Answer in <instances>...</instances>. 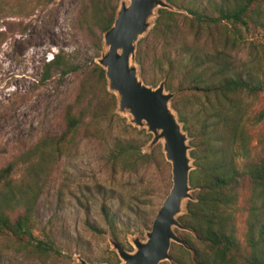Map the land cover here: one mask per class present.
Returning a JSON list of instances; mask_svg holds the SVG:
<instances>
[{
  "label": "rangeland",
  "instance_id": "374dc122",
  "mask_svg": "<svg viewBox=\"0 0 264 264\" xmlns=\"http://www.w3.org/2000/svg\"><path fill=\"white\" fill-rule=\"evenodd\" d=\"M3 1L7 5L0 11V169L42 139L60 136L68 106L81 110L85 122L61 156H44L40 172L21 164L13 174L15 187L38 195L33 236L48 241L52 253L39 258L17 251L10 238H0V264H72L77 257L88 264H110L116 257L119 263L101 208L116 215L117 239L112 238L126 251H133L131 239L145 240L171 188L170 165L161 144L150 147L151 135L116 112L106 80L98 77L96 60L103 51V34L93 24L98 6L94 0ZM119 1L114 2L116 9ZM150 32L139 41L145 79L160 81L149 67L153 51L160 46ZM241 32L236 61L264 67V32ZM47 65L50 76L42 81ZM244 103L251 118L264 112V94L245 98ZM253 122L246 127L254 156L264 148V119ZM127 145L150 160L139 164L128 159L127 166H114L111 153ZM243 183L241 211L235 214L241 240L249 196Z\"/></svg>",
  "mask_w": 264,
  "mask_h": 264
},
{
  "label": "trees",
  "instance_id": "16d2710c",
  "mask_svg": "<svg viewBox=\"0 0 264 264\" xmlns=\"http://www.w3.org/2000/svg\"><path fill=\"white\" fill-rule=\"evenodd\" d=\"M10 1L18 4L27 0ZM116 1L94 0L98 6L93 10L92 20L101 34L113 23ZM166 2L187 15L158 11L150 35L160 46L153 51L149 67L160 81L145 79L140 42L136 53L143 82L156 87L164 81L166 91L175 94L170 105L191 139L189 155L194 170L189 174V184L195 188L192 193L195 201L187 202L186 214L178 220L193 232L192 235L180 231L192 254L172 244V262L165 264H264V148L253 156L249 148L252 138L246 127L250 121L261 123L264 112L251 118L244 103L245 98L264 94V67L258 63L238 64L235 59L242 30L264 32V0ZM4 4L7 2L0 0V11L5 9ZM48 68L49 65L42 81L49 79ZM97 71L104 82V71L101 68ZM111 99L114 103L115 97ZM63 120L65 129L60 136L42 139L0 169V238H10L17 251L39 258L49 256L52 246L33 236L38 195L15 187L13 174L21 164L29 171L40 172L44 156L62 155L73 143L85 118L81 110L76 112L73 106H68ZM111 156L116 167L127 166L128 159L139 164L150 160L132 145L118 146ZM243 182L249 196L243 208L246 219L241 240L235 214L241 211L238 200ZM101 213L111 236L117 239L116 215L105 206ZM115 258L110 264L118 263Z\"/></svg>",
  "mask_w": 264,
  "mask_h": 264
},
{
  "label": "water",
  "instance_id": "95a60500",
  "mask_svg": "<svg viewBox=\"0 0 264 264\" xmlns=\"http://www.w3.org/2000/svg\"><path fill=\"white\" fill-rule=\"evenodd\" d=\"M159 10L185 13L166 0H120L111 27L103 33L97 65L104 71L107 91L116 100V112L128 117V123L144 129L151 135L150 147L161 144L165 161L170 165L171 188L145 233L130 240L133 251H126L121 244L109 237L116 254L117 264L171 263L172 244L182 246L191 254L188 245L176 230L193 232L178 220L186 214L187 202L195 201V188L189 184V174L194 170L190 138L183 130L177 113L170 102L174 93L166 91L164 81L156 87L146 85L140 74L136 53L141 38L152 30ZM72 264H88L77 257Z\"/></svg>",
  "mask_w": 264,
  "mask_h": 264
}]
</instances>
